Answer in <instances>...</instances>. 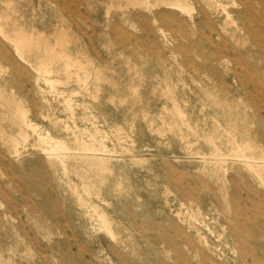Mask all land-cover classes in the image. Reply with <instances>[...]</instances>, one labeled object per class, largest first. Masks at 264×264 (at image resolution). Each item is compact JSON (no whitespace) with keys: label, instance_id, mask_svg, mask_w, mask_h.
I'll use <instances>...</instances> for the list:
<instances>
[{"label":"rangeland","instance_id":"obj_1","mask_svg":"<svg viewBox=\"0 0 264 264\" xmlns=\"http://www.w3.org/2000/svg\"><path fill=\"white\" fill-rule=\"evenodd\" d=\"M186 1L0 0V264H264V0Z\"/></svg>","mask_w":264,"mask_h":264},{"label":"bare ground","instance_id":"obj_2","mask_svg":"<svg viewBox=\"0 0 264 264\" xmlns=\"http://www.w3.org/2000/svg\"><path fill=\"white\" fill-rule=\"evenodd\" d=\"M206 2L208 4H210V5L216 3L215 0H206ZM171 4L174 7L178 8V9H180L182 11L186 10L190 6L189 3L186 0H171ZM0 19H1V16H0ZM0 32L2 34H6V31L4 30V27H3L2 23H1V21H0ZM9 38L13 41V43L16 46V49H17V51L19 53H21V48H22L23 41L30 40V37L28 36V34L26 32H21V34L18 35V38H14V37H9ZM60 55H66V53L61 52ZM49 82H51V81L49 80ZM58 82H59V80H58ZM17 112H18V115H19V118H20V133L22 134L23 138H26L27 135H28V132H27L26 129L37 130V125H35L33 122H31V120L28 118V114H27V110L26 109H23V108L19 107ZM38 138L40 140L44 141V142L49 143L54 148H58V149H66V148H68V145H67V143L64 140H62V139H54L49 133L42 134L41 132H38ZM79 141H80V146L83 149L96 150V149H101L102 148V150H103L102 145H101L100 148H98L96 146L97 143L95 142V140H93L91 142H88L86 140H79ZM103 146L105 148L104 144H103ZM249 147H250V145L246 146L245 148H249ZM13 151H15V152L19 151L18 147L15 146ZM243 155L246 157L247 166L252 168L257 174L260 175L262 173V167L261 166H263V165H260L259 161L256 160L257 154H255L254 151L250 150L249 153H245V154L243 153ZM259 157H261V156H259ZM261 158L264 159V153H262V157ZM99 166H101L102 169H108L109 168L108 165H106L105 161H103V160H100ZM100 216L102 217V220H103L104 224L109 228V230L112 233V235H114V232L110 228V222H109L108 217L106 216V214L102 212V213H100Z\"/></svg>","mask_w":264,"mask_h":264}]
</instances>
